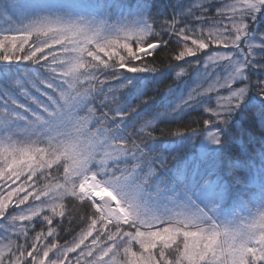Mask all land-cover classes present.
<instances>
[{
    "label": "snow or ice",
    "instance_id": "obj_1",
    "mask_svg": "<svg viewBox=\"0 0 264 264\" xmlns=\"http://www.w3.org/2000/svg\"><path fill=\"white\" fill-rule=\"evenodd\" d=\"M0 264H264V0H2Z\"/></svg>",
    "mask_w": 264,
    "mask_h": 264
},
{
    "label": "trees",
    "instance_id": "obj_2",
    "mask_svg": "<svg viewBox=\"0 0 264 264\" xmlns=\"http://www.w3.org/2000/svg\"><path fill=\"white\" fill-rule=\"evenodd\" d=\"M0 2H2V0H0ZM165 39H167V37H165ZM176 42L175 40H173L172 45L170 46V48L167 50V52H160L159 53V60L157 61L158 66L160 67H166L168 62H169V54L171 53V51L176 48ZM160 60L163 61V63H160ZM169 83H171V81H169ZM198 118L197 113H193L192 115L188 116L187 119L185 121H183V124H187L189 121L192 120H196ZM181 125L178 124H172L169 126H165V127H171V128H177L180 127ZM252 140L251 135L248 132H245L243 137H242V141H243V146L245 148H248L250 151H254V152H258V144L250 143V141ZM239 150V146H237V151ZM72 205H69V209L70 211L72 210ZM86 209L84 208H80V207H76L75 211L71 212V217H69L70 219H73V223L71 226H69L68 224V219H65L64 223H63V227L65 229H68L69 231L72 232L73 235H75V232L79 231V228L77 227V225L79 224V220L75 219L77 216H83L85 214ZM60 236H61V242H63V240L66 239H71V236H68L66 232L61 231L60 232Z\"/></svg>",
    "mask_w": 264,
    "mask_h": 264
}]
</instances>
